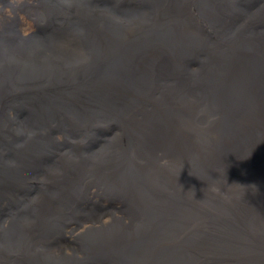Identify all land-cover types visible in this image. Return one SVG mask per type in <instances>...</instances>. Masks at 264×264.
<instances>
[{
	"label": "bare ground",
	"instance_id": "6f19581e",
	"mask_svg": "<svg viewBox=\"0 0 264 264\" xmlns=\"http://www.w3.org/2000/svg\"><path fill=\"white\" fill-rule=\"evenodd\" d=\"M0 264H264V0H0Z\"/></svg>",
	"mask_w": 264,
	"mask_h": 264
},
{
	"label": "rangeland",
	"instance_id": "374dc122",
	"mask_svg": "<svg viewBox=\"0 0 264 264\" xmlns=\"http://www.w3.org/2000/svg\"><path fill=\"white\" fill-rule=\"evenodd\" d=\"M100 208L98 207V208H96L95 210H99Z\"/></svg>",
	"mask_w": 264,
	"mask_h": 264
}]
</instances>
